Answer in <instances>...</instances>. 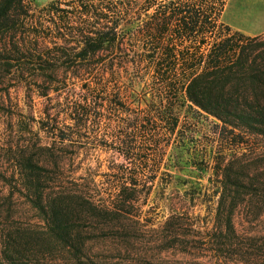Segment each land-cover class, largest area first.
I'll list each match as a JSON object with an SVG mask.
<instances>
[{"label": "trees", "instance_id": "trees-1", "mask_svg": "<svg viewBox=\"0 0 264 264\" xmlns=\"http://www.w3.org/2000/svg\"><path fill=\"white\" fill-rule=\"evenodd\" d=\"M226 2L76 0L68 9L53 6L50 14L58 18L53 46L38 42L31 49L23 42L13 58L0 55V63L50 72L36 90L45 98L69 94V130L87 129L91 109L109 115L110 124L121 127L115 139L126 160L157 156L163 148L157 139L165 135L176 137L168 143L170 160L192 163L194 147L185 150L181 137L189 120L182 122L183 113L213 119L215 137L229 149L208 161L217 179L208 204L215 212L211 241L217 253L232 258L254 242L236 234L235 216L257 221L264 215V36L234 33L221 24ZM16 6L21 0L0 1V32L15 26L9 14ZM62 68L85 84L56 87L51 81ZM7 97L10 88H1L6 129L0 181L10 196L26 200L44 226L1 218L0 264H146L163 251L189 249L183 219L147 231L131 213L139 211L141 193L134 177L113 203L99 204L93 182H79L65 169L72 160L66 141L76 135L61 132L51 144L43 143L5 104ZM189 197L194 202L198 196Z\"/></svg>", "mask_w": 264, "mask_h": 264}, {"label": "rangeland", "instance_id": "rangeland-1", "mask_svg": "<svg viewBox=\"0 0 264 264\" xmlns=\"http://www.w3.org/2000/svg\"><path fill=\"white\" fill-rule=\"evenodd\" d=\"M75 1L21 0V6H16L9 14L12 18L10 23L15 26H11L8 32H0V55L5 53L13 58L15 48L23 42L31 44V49L38 42L51 48L54 37H57L53 31L54 23L58 22V18L54 19L50 14L51 8L68 9L67 6ZM220 23L234 33L256 37L252 32L264 30V0H227ZM259 36H264V33ZM17 65L15 62L10 65L0 63V89L10 88V97L6 98L5 104L12 106L15 116L24 118L29 134H38L43 143L51 144L57 134L62 136L61 132L68 136L76 135L75 139L66 141L69 148L65 152L72 160H67L65 169L79 182L83 178L93 182L94 199L99 204L113 203L120 187L130 183L134 177L141 193L136 198L139 211L131 213L139 216L145 230L161 231L171 218L184 220L185 234L191 242L189 249L163 251L146 264H264V215L257 221L246 219L241 213L235 216L236 234L240 239L254 241L252 247L241 248L239 257L230 258L217 253V247L211 241L215 212H211L208 204L217 179L208 161L215 154L229 149L215 137L218 128L213 119L201 118L190 110L183 113L182 122L187 123V118L190 121L184 125L186 134L181 137L185 150H193L191 146L194 147L196 159L192 163L176 165L170 160V144L176 137L165 135L157 139L163 146L158 153L160 156L152 155L141 162L137 157L126 160L120 154V139H115L121 127L110 124L109 115L101 116L99 111L91 109V116L96 120L91 118L87 129L69 130L68 127L72 126L69 106L73 102L69 94L64 91L60 95L51 94L50 98L41 97L36 88L42 86L50 72L42 73L28 66L22 68L23 72ZM64 70L62 68L51 81L56 87L64 89L66 85L77 87L85 84V81L64 74ZM134 104L129 109L134 111ZM5 109V105L0 106V148L5 141L6 120L2 115ZM77 134L81 140L77 139ZM87 138L91 139L88 141ZM232 146H236L235 143ZM147 148L150 147H143ZM10 193V188L0 181V221L6 215H12V222L43 227L38 214L26 200L19 195L12 197ZM191 195L198 196L194 202L190 201ZM109 264L123 263L113 260Z\"/></svg>", "mask_w": 264, "mask_h": 264}, {"label": "crops", "instance_id": "crops-1", "mask_svg": "<svg viewBox=\"0 0 264 264\" xmlns=\"http://www.w3.org/2000/svg\"><path fill=\"white\" fill-rule=\"evenodd\" d=\"M252 33H256L255 35H256V36H259V35H261L262 33H264V30H263V31H258V32H252Z\"/></svg>", "mask_w": 264, "mask_h": 264}]
</instances>
